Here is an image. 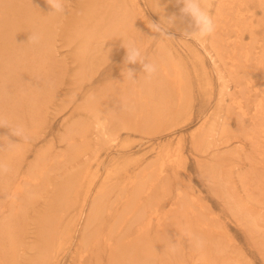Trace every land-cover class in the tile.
Masks as SVG:
<instances>
[{"label":"bare ground","instance_id":"obj_1","mask_svg":"<svg viewBox=\"0 0 264 264\" xmlns=\"http://www.w3.org/2000/svg\"><path fill=\"white\" fill-rule=\"evenodd\" d=\"M143 1L160 21L175 14L178 19L171 29L192 30L190 18L179 19L183 5L176 0ZM202 6L214 18L216 30L212 43L206 46L204 38L201 44L206 51L212 48L208 54L213 65L228 68L235 84L222 130L229 131L235 123L237 134L250 146L248 179L242 187L253 202L264 195V0H203ZM65 7L60 14L51 12L46 0H0V122L22 127L27 136H13L0 126V162L9 169L0 174V264H157L165 255H179L187 248L175 230L180 226L199 233L206 247L200 259L205 250L223 252L222 243L215 240L220 233L212 231L221 230L222 222L206 220L201 202L196 211V198L186 188H172L187 159L182 136L159 144L150 170L145 167L136 177L119 175L116 161L104 170L100 165L99 151L119 140L122 131L152 136L193 114L195 100L183 95L188 78L184 82L182 65L174 59L179 55L151 30L141 0H66ZM31 33L41 36L39 43L28 42ZM130 42L142 49L147 62L157 64L152 77L139 63L125 65L123 43ZM59 52L62 60H56ZM192 52L208 78L203 55ZM126 67L135 70V81L127 78ZM254 72L263 83L258 89L252 86ZM248 79L251 84H244ZM211 85L201 83L208 89ZM227 91L229 84H221L220 103ZM71 108L62 121L65 148L53 153L52 145L41 146L27 161L33 142ZM218 112L205 116L198 140L192 134L195 148L211 143L207 141L221 118ZM94 132L101 141L93 140ZM238 153L217 154L208 169L216 173L217 163L229 165ZM168 168L172 173L166 175ZM188 211L191 217L179 223L177 214L187 216ZM185 239L196 242L192 235ZM173 243L175 252L170 250Z\"/></svg>","mask_w":264,"mask_h":264},{"label":"rangeland","instance_id":"obj_2","mask_svg":"<svg viewBox=\"0 0 264 264\" xmlns=\"http://www.w3.org/2000/svg\"><path fill=\"white\" fill-rule=\"evenodd\" d=\"M141 7L145 9V17L151 21V24L161 23L152 9L149 8L143 0H141ZM209 11L211 14H214V5L209 8ZM262 15L263 13L257 10L256 16L261 17ZM168 34L171 36L161 37L166 38L168 46H173L174 51L179 55L178 57H174V59H177L182 65L184 82L185 79L188 78L186 85L183 86V95H191V98L195 100L193 103V114H191L189 119L186 118L182 120L183 122L181 121L179 126L165 129L163 132L152 136H146L142 131L138 130L122 131L119 140L106 143L104 145L105 147L99 151V157L101 159L100 165L104 170L105 167L112 166V163H115L116 161L121 167L120 171L118 170L119 175L123 177L126 176L125 174L127 173L128 177H136L145 167H148L150 170V164H152L153 161L155 162L154 159L159 150V144L173 140L177 136H182L185 140L186 148L184 154L187 159L186 163L180 166L177 172V176L181 179H179V182L176 180L178 183H173L172 188L175 190L177 187H182L183 191L186 188L187 191L185 192H190V196L193 195V198H196V211H200L199 203L201 202L200 207L202 208L200 212L204 214L207 213L205 214L206 220H210V222L214 224L215 222L219 224L218 221L222 222L219 224L221 230L212 231L220 233L215 240L222 243L224 251L215 252L213 249L205 250L202 254V257L204 258L200 259L199 257L206 247L202 246L199 250L195 241L185 239L190 235H192L194 239L199 238V233L194 234L196 233L195 230H184L180 226L175 230H177L178 236L183 238L187 248L177 252L179 255L174 253L165 255L162 258V262H157V264H264V195L257 200H253V202L249 201L246 199L242 187L243 181L248 179L245 175L250 165L246 158V153L251 149L249 144L245 143L246 140H243V138H240L237 134V125L235 123H232L229 131L225 132L222 130V117L227 114L226 106L230 104L229 97L232 93L231 91L235 88V84L228 76V68L216 69L213 65V61L208 54L212 48H208L206 51L201 42L197 43L195 40L184 38L182 31L169 28ZM211 36L206 37V46H208L209 43H212ZM245 40L248 41L249 38L247 37ZM192 50H196L203 55L205 66L208 71V78H205L204 74L206 73L204 72L206 71L201 67L200 61L193 57ZM210 54H213V52ZM62 59V53H57L56 60ZM219 65H221V63H219ZM66 66L68 65H64L63 67ZM220 71L226 76V81H223L220 78ZM250 77L252 80L254 79V81L248 79V81L250 80V83H248L247 80H243V83L251 84L252 81L254 89L263 86L260 75H257V72L252 73ZM198 79H201V83L209 81V83L212 84L211 88L208 89V86L201 87V83L199 85ZM190 80L192 84L191 86H188ZM221 84L222 86L223 84L224 86L225 84H229L230 91H227L229 94H225L223 97L224 101L220 103V98H222V95L219 92ZM72 109L73 108L70 110L66 109L63 113L59 114L53 120L52 129L48 133L42 134L37 141L33 142L34 145L30 147L32 150L29 149L30 153L27 161L34 158V149L37 150V148H40L41 146L51 147L52 145L53 153H58L65 148V142H62L61 139L63 135L62 133H64L62 121L64 118H67L66 116L72 111ZM217 110H219L217 115L221 118L218 120V123H216V129L212 132L207 141L211 143L206 148H195L191 140L192 134H196L195 138L198 140L200 127L205 116L210 115L211 113H216ZM95 133L96 132L93 133V140L96 142L101 141L99 138L97 140L98 136L95 135ZM93 143L94 146H96L97 143L95 144L94 141ZM242 147L245 150H243ZM235 150H239L238 157L236 156V159L230 161L231 163L229 165L228 163L226 165L217 163L218 166L216 165V167L213 168H216L218 173H215V170H211L212 168L208 169V167L215 164L214 157H216L217 154L223 152L229 154ZM96 162L97 160L93 159V163ZM123 162L127 163L122 165ZM59 164V162H56V165ZM153 165L157 167L159 164L156 163ZM223 165L225 170L222 169ZM219 169L226 173L222 172V174ZM228 171L231 173H227ZM170 173H172L171 169L168 168L166 175H169ZM213 173L216 174L214 176L218 177L219 175L220 178L212 176ZM173 178H169L168 182H172ZM210 187L212 188L210 189ZM256 193L258 194V191ZM44 195H46L45 192H43V196ZM116 195L117 192L114 193V197ZM118 195H121V193ZM235 202L237 204H235ZM63 204L64 206L66 205L64 199H62V205ZM246 207L251 210L247 212L244 211ZM60 208H62V206ZM177 215L179 216V223H184L185 218L189 219L191 217L190 211H188L187 216L181 213H178ZM26 232L29 233L30 231L26 230ZM166 232L173 233V230H166ZM205 234L206 230H204L200 236H204ZM27 235L29 237L31 234L29 233ZM207 244L209 247L215 246V244L211 242H208ZM68 256L69 253L66 258H68ZM64 261L62 264H67L69 260Z\"/></svg>","mask_w":264,"mask_h":264},{"label":"clouds","instance_id":"obj_3","mask_svg":"<svg viewBox=\"0 0 264 264\" xmlns=\"http://www.w3.org/2000/svg\"><path fill=\"white\" fill-rule=\"evenodd\" d=\"M46 3L52 9L51 12L64 14L66 12L65 3L66 0H46ZM176 3L182 4L183 7L180 8V17L179 19L183 21L185 17L190 18L188 28L192 30L185 29L183 32L184 38L189 40H195L197 43H200L204 38L211 36L216 30V24L214 18L210 15L207 8L203 7V0H176ZM178 17L173 14L169 17H162L161 23H152L149 27L155 33H159L160 36H171L168 34V29L174 26L177 22ZM41 36L38 33H31L28 42L39 43ZM123 47L126 49L125 56V65L139 63L142 66V72L146 73L148 77H152L157 71L158 66L154 62H147L142 54V49L136 46L135 43H123ZM125 69L122 72L124 73ZM127 78L135 81L136 73L135 70L129 67H126ZM0 126H6L10 129V132L13 136L20 137L24 140L27 139V136L24 133L22 127L13 128L8 125H4L0 122ZM6 147H12V145H7ZM9 171L7 165L0 162V174ZM203 241L199 238H196L197 247L203 246ZM171 251H176L175 243L171 246Z\"/></svg>","mask_w":264,"mask_h":264}]
</instances>
